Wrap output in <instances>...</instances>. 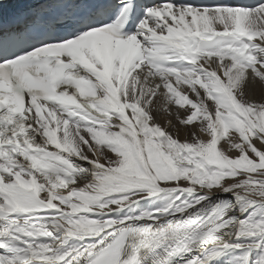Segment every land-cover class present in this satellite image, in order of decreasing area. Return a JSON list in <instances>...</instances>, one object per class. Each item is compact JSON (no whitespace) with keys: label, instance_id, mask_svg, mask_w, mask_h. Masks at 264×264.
Instances as JSON below:
<instances>
[{"label":"snow or ice","instance_id":"snow-or-ice-1","mask_svg":"<svg viewBox=\"0 0 264 264\" xmlns=\"http://www.w3.org/2000/svg\"><path fill=\"white\" fill-rule=\"evenodd\" d=\"M0 264H264V0H0Z\"/></svg>","mask_w":264,"mask_h":264},{"label":"bare ground","instance_id":"bare-ground-1","mask_svg":"<svg viewBox=\"0 0 264 264\" xmlns=\"http://www.w3.org/2000/svg\"><path fill=\"white\" fill-rule=\"evenodd\" d=\"M173 111H175V109H173ZM181 115H183L182 111H181ZM157 119L163 126L169 119L175 121V116L174 115L169 116V113L164 111L163 107H161V110L159 111V113H157ZM181 139H183V136H181Z\"/></svg>","mask_w":264,"mask_h":264}]
</instances>
